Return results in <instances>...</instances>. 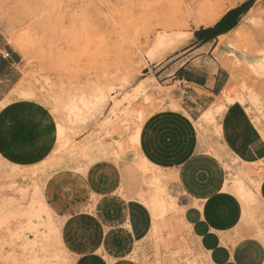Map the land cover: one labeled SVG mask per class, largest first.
Returning a JSON list of instances; mask_svg holds the SVG:
<instances>
[{"label": "rangeland", "instance_id": "374dc122", "mask_svg": "<svg viewBox=\"0 0 264 264\" xmlns=\"http://www.w3.org/2000/svg\"><path fill=\"white\" fill-rule=\"evenodd\" d=\"M245 1L252 7L235 38H225L223 50L214 54L217 61L224 54L237 70L226 102L249 101L261 112L264 66L249 59L264 62V0H212L196 14L183 10L179 0H0V43L20 54L17 81L0 99V127L24 129L50 152L34 166L0 153V215H6L0 219V264H74L60 226L70 211L90 206L107 176L137 197L144 189L161 194L165 184L176 204L166 207L161 224L183 229L174 177L153 167L144 170L134 137L148 116L175 106L177 85L160 74L190 47L198 29L207 28L203 18L209 12L203 17L201 11L227 9L226 14ZM158 33L168 40L155 52ZM96 93L100 103L96 98L92 105ZM83 94L90 105L71 113L66 107ZM223 108V103L210 108L196 122L201 141L223 161L230 185L238 179L248 187L253 196L238 195L240 201L258 208L263 168L242 166L221 143ZM263 220L262 214L254 220L257 230ZM175 233L165 240L166 264H205L197 243L183 235L172 242Z\"/></svg>", "mask_w": 264, "mask_h": 264}, {"label": "crops", "instance_id": "0c3cea01", "mask_svg": "<svg viewBox=\"0 0 264 264\" xmlns=\"http://www.w3.org/2000/svg\"><path fill=\"white\" fill-rule=\"evenodd\" d=\"M251 7V1L242 2L215 25L195 32L190 47L160 74L177 85L175 106L154 112L141 125L139 150L174 177L171 187L183 229L162 225L160 217L155 221L151 208L134 191L107 176L90 206L70 211L60 226L74 264H166L170 259L165 240L174 232L172 242L183 235L197 243L205 264H264V227L257 230L254 222L264 217V109L259 112L240 99L226 102L223 93L234 85L237 70L224 54L218 61L214 54L218 47L223 50L225 38H235ZM19 57L11 45L0 43V99L17 81ZM259 95L264 100V91ZM220 103L221 143L242 166L263 168L257 194L261 209L244 205L228 191L223 161L201 141L196 122ZM15 132L0 127V153L23 165L43 162L50 153L48 145L24 129Z\"/></svg>", "mask_w": 264, "mask_h": 264}, {"label": "bare ground", "instance_id": "6f19581e", "mask_svg": "<svg viewBox=\"0 0 264 264\" xmlns=\"http://www.w3.org/2000/svg\"><path fill=\"white\" fill-rule=\"evenodd\" d=\"M175 1H177L178 2V0H175ZM174 3V2H173ZM179 5H181V8L184 10L185 8L187 9V10H189L190 12H191V14H196L197 12H196V9H198L200 6H202V5H205L206 4V6H212V0H179ZM201 9V8H200ZM210 10H211V8H209L208 10H206L204 13H202V11H201V15L200 16H203L204 17V15L206 14V13H208L209 12V14H208V16L206 17V18H203V20H204V23L206 24V27H211V26H213L214 24H216L220 19H221V17L225 14V12L227 11V9H221V10H214L213 12L211 11L210 12ZM164 32H165V30H164ZM169 34V33H168ZM171 34V33H170ZM166 35V34H165ZM164 35V33L163 34H159L158 33V35H157V37H156V41H155V47L152 49L153 51H157L158 49H155V48H159L161 45H163V44H165L164 42L166 41V40H168L167 39V36H165ZM172 36H175V34L174 33H172L171 34ZM177 36V35H176ZM175 36V37H176ZM171 37V36H170ZM169 38V37H168ZM170 39V38H169ZM160 49V48H159ZM152 51V52H153ZM154 53V52H153ZM264 53V52H263ZM250 60V63L251 64H257V65H262L263 64V66H264V62L262 63L261 61H258V60H256V59H254V60H252V59H249ZM248 62V61H247ZM65 63V62H64ZM74 63V62H73ZM259 72V71H258ZM227 94H229V91H224V93H223V96H226ZM86 96L87 95H81V96H79L78 98H76L74 101L72 100V102H70L69 104H68V106L66 107L71 113H74V112H77L78 111V109H80V106L82 105L83 106V104L84 103H86L85 102V100H86ZM99 97H100V94H98V93H96V94H94V96L93 97H90L91 99H89V101L90 100H92L93 99V101H92V105H93V102H94V99H96L97 98V100H98V102L97 103H100V100H99ZM102 97H104V96H102ZM101 97V98H102ZM104 99V98H103ZM150 99V98H149ZM88 100V99H87ZM89 101H87V102H89ZM102 101V100H101ZM146 102V101H145ZM95 104H97L96 102H94ZM87 104V103H86ZM95 104H94V106H95ZM88 105H90V104H87V105H84V106H88ZM83 106V107H84ZM82 107V109H84ZM92 107V106H91ZM90 107V109H93V107L91 108ZM96 107V106H95ZM88 109H89V107H87ZM87 108H85V109H87ZM84 109V110H85ZM89 109V110H90ZM86 111H88V110H86ZM93 111V110H92ZM134 113L136 112L135 110L133 111ZM132 112V113H133ZM126 115V114H125ZM208 115V114H207ZM60 126V125H59ZM60 128V127H59ZM62 129V128H61ZM139 133H140V128L137 130V133H136V135H135V137H134V139H136V140H139ZM134 135V134H133ZM106 141V140H105ZM131 141L133 142V140L131 139ZM135 142V141H134ZM136 143H137V141H136ZM105 145V144H104ZM106 146H108L107 144H106ZM77 148V147H76ZM104 148H105V146H104ZM105 150V149H104ZM98 153V152H97ZM93 155V154H92ZM92 157V156H91ZM140 159H141V161H142V166H143V169L144 170H148V169H150V167L152 168H155V169H157V170H159L157 167H155L152 163H150L143 155L140 157ZM153 179H154V177H153ZM155 180L158 182L159 180L161 181V177L159 176V175H157V177H155ZM152 182V181H151ZM154 182V181H153ZM162 182V181H161ZM160 182V183H161ZM237 183L236 184H234V182H233V184H229V189H231V190H234V192L235 193H237V195H240L241 197H243L245 200H248L249 198H250V196H253L252 194H251V192L249 191V189H248V187L244 184V181L243 180H238L237 179V181H236ZM259 182H260V179H259V181H258V187H259ZM159 184V183H158ZM158 186V185H157ZM163 187L164 188H162V190H163V192L162 193H164V194H166L165 196H164V194H160V192L159 191H157V192H149L148 191V189H144L143 191H142V193L141 194H139V197H140V199L145 203V204H147L150 208H151V211H152V214H153V217H154V220L156 221L163 213H164V211H165V209H166V207L167 206H169V205H172L173 204V198L171 197L172 195H170L169 193H168V191H167V186H165V184H163ZM158 188V187H157ZM160 189H161V187H159ZM155 191V190H154ZM25 194V193H24ZM256 194H258L259 195V188H258V191H257V193ZM257 197V196H256ZM246 204V203H245ZM41 212V211H40ZM37 213V212H36ZM38 214V213H37ZM50 214H51V212H50ZM40 215V214H39ZM6 215H5V213L4 214H1L0 215V219H2V220H4V218L6 219V217H5ZM51 218V217H50ZM1 220V221H2ZM42 220V219H41ZM37 221V220H36Z\"/></svg>", "mask_w": 264, "mask_h": 264}]
</instances>
